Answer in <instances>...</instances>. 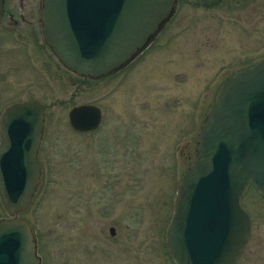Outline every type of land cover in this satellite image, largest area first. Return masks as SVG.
<instances>
[{
    "label": "rangeland",
    "instance_id": "obj_1",
    "mask_svg": "<svg viewBox=\"0 0 264 264\" xmlns=\"http://www.w3.org/2000/svg\"><path fill=\"white\" fill-rule=\"evenodd\" d=\"M177 9L140 61L78 88V102L103 111L97 131H73L69 108L48 110L42 183L19 213L34 227L44 264H176L164 235L176 184L192 164V139L221 83L264 59V0L211 8L179 0ZM7 34L0 36V108L28 97L51 104L77 90L34 40ZM242 204L252 227L236 264H264V199L247 186Z\"/></svg>",
    "mask_w": 264,
    "mask_h": 264
},
{
    "label": "water",
    "instance_id": "obj_2",
    "mask_svg": "<svg viewBox=\"0 0 264 264\" xmlns=\"http://www.w3.org/2000/svg\"><path fill=\"white\" fill-rule=\"evenodd\" d=\"M176 1L43 0V32L65 66L99 78L132 60L172 17ZM3 14L0 0V24ZM44 119L38 101L14 103L3 116L0 195L12 217L0 220V264H41L32 227L19 213L40 181ZM101 119L92 104L69 114L78 131L96 129ZM246 183L264 196V61L230 77L210 107L168 231L178 264L235 263L251 226L240 204Z\"/></svg>",
    "mask_w": 264,
    "mask_h": 264
},
{
    "label": "flooded vegetation",
    "instance_id": "obj_3",
    "mask_svg": "<svg viewBox=\"0 0 264 264\" xmlns=\"http://www.w3.org/2000/svg\"><path fill=\"white\" fill-rule=\"evenodd\" d=\"M32 1L35 3V5L33 7H27L24 4L23 0H18V3H17V0H15L14 6L10 5V0L4 1V15H3L2 23L0 26V36L3 33H8L7 35L13 38V36L15 35L17 38H15V37L14 38L17 41L23 42L25 44L30 43V40H34V44L37 46V48H39L41 51H44L48 55V57H50L52 59V61L54 60V62H56V64L59 67L65 68L66 73L69 74L71 79H72L73 85H74L75 81H77V85H76L77 90L75 92H72V94L69 96V98L59 99V101L51 102V104L45 103L42 98H35V97H28V98H24V100L14 101V102H21V101L34 100V101L41 102L42 104H44L46 106V121H47V113H48V110L50 109V107H52V105L53 106L59 105L60 107H66V108H69V111H70L73 107H75L77 105L90 103V102H78L77 101V95H78L77 92L79 90L78 88L81 85H85V84L90 83V81L92 79L90 77L78 75V74L70 71L64 65H62V63L58 60V58L55 56V54L50 49V47L48 46V44L46 43V41L44 39L43 30H42V17H41L42 0H32ZM182 1H184L187 4H192V5H203L207 8H209V7L211 8L215 5H217L219 2H222V0H182ZM16 15H19V16H16ZM175 15H174V17H175ZM173 18H172V20H173ZM171 21L169 22V24L171 23ZM8 24L11 25V27ZM7 25L10 27V31H8L7 28L5 27ZM167 26L162 30V32L160 34L163 33V31L167 28ZM15 28H20L22 30H25V33H27L29 36L25 37V36H23V34H21V36H22L21 37V36L17 35L15 33V31L13 30ZM153 43L150 45V47L145 52H148L151 49ZM27 50H28V47H26V50L23 49L25 54L27 53V56H30V53H28ZM144 53L142 55H140L133 63L134 64L137 63L139 61V59L144 55ZM0 97H1V89H0ZM11 103H13V102H11ZM9 105H10V103L5 105L4 107L0 108V143L2 141V117H3V114ZM69 111H68V114H69ZM45 134H46V128H45ZM45 134H44V138L42 140L40 151L38 154L39 158H41L43 156L44 143L46 140ZM194 139L195 138H193L192 140L194 141ZM183 152H184V150H183ZM247 241H248V239H247Z\"/></svg>",
    "mask_w": 264,
    "mask_h": 264
},
{
    "label": "bare ground",
    "instance_id": "obj_4",
    "mask_svg": "<svg viewBox=\"0 0 264 264\" xmlns=\"http://www.w3.org/2000/svg\"><path fill=\"white\" fill-rule=\"evenodd\" d=\"M146 53H147V52H145L144 55H145ZM144 55H143V56H144ZM143 56H142V57H143ZM142 57L139 59V61L142 59Z\"/></svg>",
    "mask_w": 264,
    "mask_h": 264
}]
</instances>
